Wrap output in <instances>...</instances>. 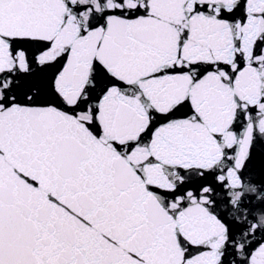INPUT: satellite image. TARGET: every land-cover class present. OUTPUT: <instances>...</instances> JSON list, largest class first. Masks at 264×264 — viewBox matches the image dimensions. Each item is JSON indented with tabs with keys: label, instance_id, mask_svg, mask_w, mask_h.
<instances>
[{
	"label": "snow or ice",
	"instance_id": "1",
	"mask_svg": "<svg viewBox=\"0 0 264 264\" xmlns=\"http://www.w3.org/2000/svg\"><path fill=\"white\" fill-rule=\"evenodd\" d=\"M0 264H264V0H0Z\"/></svg>",
	"mask_w": 264,
	"mask_h": 264
}]
</instances>
